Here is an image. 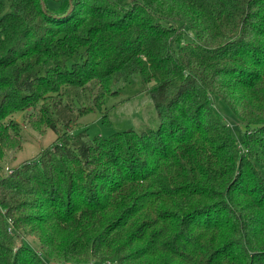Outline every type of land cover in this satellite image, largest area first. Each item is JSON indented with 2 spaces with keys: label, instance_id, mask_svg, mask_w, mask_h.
<instances>
[{
  "label": "trees",
  "instance_id": "1",
  "mask_svg": "<svg viewBox=\"0 0 264 264\" xmlns=\"http://www.w3.org/2000/svg\"><path fill=\"white\" fill-rule=\"evenodd\" d=\"M6 2L0 158L16 112L57 136L0 175V264H264V0ZM137 75L155 129L58 128Z\"/></svg>",
  "mask_w": 264,
  "mask_h": 264
},
{
  "label": "rangeland",
  "instance_id": "2",
  "mask_svg": "<svg viewBox=\"0 0 264 264\" xmlns=\"http://www.w3.org/2000/svg\"><path fill=\"white\" fill-rule=\"evenodd\" d=\"M4 2L8 10L6 0ZM45 2L50 8H55L58 4L57 0H45ZM147 88L148 84H145L138 75L133 76L129 82L113 83L112 89L117 90V93L109 95L104 104V108L107 110L105 119L107 123L103 121L101 114L95 111L81 116L71 114L69 116V127L67 128L64 125V120L59 119L57 115V119H59L58 128L67 131V133H76L85 129L88 137L94 135L107 137L115 131H123L129 128L136 131L145 128L155 129L158 126V116ZM215 103L223 111L224 120L230 125L233 136L241 141L239 128L243 129V126L237 124L236 117L231 114L222 100L217 98ZM23 115V112H16L12 115L20 124L23 141L19 149L7 150L5 155L0 158V175L8 174L7 171H11L23 161L36 157L39 151L50 145L57 136L56 132L50 128H47L43 133L37 132L28 125L26 117ZM67 118L68 116H65V119ZM241 149L243 148L241 147ZM14 238L16 244L22 241L37 251H41L38 240L29 234L18 233Z\"/></svg>",
  "mask_w": 264,
  "mask_h": 264
},
{
  "label": "water",
  "instance_id": "3",
  "mask_svg": "<svg viewBox=\"0 0 264 264\" xmlns=\"http://www.w3.org/2000/svg\"><path fill=\"white\" fill-rule=\"evenodd\" d=\"M71 9V6L69 7L68 11Z\"/></svg>",
  "mask_w": 264,
  "mask_h": 264
},
{
  "label": "built area",
  "instance_id": "4",
  "mask_svg": "<svg viewBox=\"0 0 264 264\" xmlns=\"http://www.w3.org/2000/svg\"><path fill=\"white\" fill-rule=\"evenodd\" d=\"M7 173H10V170H9V171H7Z\"/></svg>",
  "mask_w": 264,
  "mask_h": 264
}]
</instances>
